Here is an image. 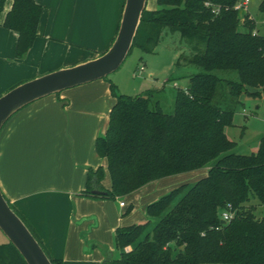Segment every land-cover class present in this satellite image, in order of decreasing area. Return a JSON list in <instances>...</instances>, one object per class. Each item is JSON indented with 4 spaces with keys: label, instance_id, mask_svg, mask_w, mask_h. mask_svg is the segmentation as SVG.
Listing matches in <instances>:
<instances>
[{
    "label": "trees",
    "instance_id": "16d2710c",
    "mask_svg": "<svg viewBox=\"0 0 264 264\" xmlns=\"http://www.w3.org/2000/svg\"><path fill=\"white\" fill-rule=\"evenodd\" d=\"M5 1L0 0V11ZM10 1L2 25L16 32L15 57L22 58L37 36L42 7L35 0ZM239 1L158 0V9L142 13L131 50L153 53L166 31L178 32L190 48L179 63L205 72L191 75L187 88L178 89L172 113L154 90L128 95L112 82L116 103L106 132L96 141L97 153L107 159L111 188L102 184L103 168L90 169L81 194L120 199L165 177L209 170L150 203L145 222L118 227L120 255L109 254L103 264H264V214L258 216L250 204L255 198L264 205V136L257 152L241 154L232 151L236 141L227 133L240 97H257L264 90V34L250 14L235 10ZM259 10L264 16V0ZM216 70L236 71L239 80ZM93 189L107 193L94 194ZM4 198L51 263L61 264ZM225 210L233 218L222 223ZM0 264L26 262L6 242L0 245Z\"/></svg>",
    "mask_w": 264,
    "mask_h": 264
},
{
    "label": "crops",
    "instance_id": "0c3cea01",
    "mask_svg": "<svg viewBox=\"0 0 264 264\" xmlns=\"http://www.w3.org/2000/svg\"><path fill=\"white\" fill-rule=\"evenodd\" d=\"M35 2L42 7L37 36L22 58L15 57L16 32L2 25L11 1L0 11V96L19 83L106 52L118 34L126 0ZM149 76H155L152 70ZM112 82L102 78L44 96L14 113L0 130V190L61 264H103L109 254L114 257L116 229L136 222L126 216L127 203L81 194L90 169L103 168L102 184L111 188L107 159L97 153L96 141L116 103ZM208 170L165 177L130 196L148 218L150 203Z\"/></svg>",
    "mask_w": 264,
    "mask_h": 264
},
{
    "label": "rangeland",
    "instance_id": "374dc122",
    "mask_svg": "<svg viewBox=\"0 0 264 264\" xmlns=\"http://www.w3.org/2000/svg\"><path fill=\"white\" fill-rule=\"evenodd\" d=\"M261 1L252 0L249 12L256 20L257 28L264 34V16L259 10ZM158 8V0L147 1L148 10ZM241 15L244 16V13ZM189 53L190 48L180 33L166 31L153 53H143L138 48H133L120 68L108 77L116 84L119 93L136 95L149 89L154 90L155 97L161 100L164 110L172 113L175 109L178 89L187 88L191 75L205 72L197 65L179 63L180 55ZM141 66H145L144 72L139 71ZM149 70L154 72V77L149 76ZM215 73L221 77L239 80L236 71L216 70ZM167 79L169 81L165 85ZM235 108L234 125L228 128L229 136L236 141V146L232 151L241 154L255 153L258 151L260 138L264 136V90H261V95L257 97L243 94ZM199 179L187 182L195 183ZM130 195L131 193L119 199L120 202L127 203L126 216L135 219L137 223L145 222L147 218L140 210V203L134 201ZM250 204L256 205L258 216L264 214V205L259 204L257 199H252ZM136 222L135 224H137ZM6 242H8L7 238L0 230V245ZM119 255V250L115 248L114 257Z\"/></svg>",
    "mask_w": 264,
    "mask_h": 264
},
{
    "label": "water",
    "instance_id": "95a60500",
    "mask_svg": "<svg viewBox=\"0 0 264 264\" xmlns=\"http://www.w3.org/2000/svg\"><path fill=\"white\" fill-rule=\"evenodd\" d=\"M148 0H126L118 34L111 47L99 57L61 68L24 81L0 96V130L7 120L27 104L49 94L106 78L120 68L137 34ZM98 195L107 192L93 189ZM225 223V220H221ZM0 230L26 264H52L33 234L12 210L0 190Z\"/></svg>",
    "mask_w": 264,
    "mask_h": 264
},
{
    "label": "built area",
    "instance_id": "2783aa9c",
    "mask_svg": "<svg viewBox=\"0 0 264 264\" xmlns=\"http://www.w3.org/2000/svg\"><path fill=\"white\" fill-rule=\"evenodd\" d=\"M251 2H252V0H241L235 5V10L239 11L240 13L250 14L249 5H250ZM206 5L210 6L211 4L207 3ZM213 12L215 14H219L220 8L214 7ZM139 71L144 72L145 71V66H141L139 68ZM120 205L124 206L125 203L123 201H121ZM232 218H233V214L229 210H225L221 214V219L225 220L226 222L230 221Z\"/></svg>",
    "mask_w": 264,
    "mask_h": 264
}]
</instances>
